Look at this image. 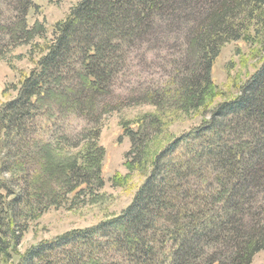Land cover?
Returning a JSON list of instances; mask_svg holds the SVG:
<instances>
[{"label":"trees","instance_id":"trees-1","mask_svg":"<svg viewBox=\"0 0 264 264\" xmlns=\"http://www.w3.org/2000/svg\"><path fill=\"white\" fill-rule=\"evenodd\" d=\"M32 6L0 0V59L44 32L39 22L27 25ZM263 6L264 0H80L55 24L16 95L0 104V258L16 251L29 222L48 208L100 196L97 101L132 71L136 55L153 51L162 76L137 83L131 101L156 112L134 129L123 125L130 143L125 168H147L130 205L30 247L17 264H251L264 251V58L234 98L206 110L197 126L149 160L147 150L168 114L206 109L219 95L213 62L226 43L253 42L252 27H264ZM64 115L85 125L64 134L56 130V117ZM80 146L70 157L64 152Z\"/></svg>","mask_w":264,"mask_h":264},{"label":"rangeland","instance_id":"rangeland-1","mask_svg":"<svg viewBox=\"0 0 264 264\" xmlns=\"http://www.w3.org/2000/svg\"><path fill=\"white\" fill-rule=\"evenodd\" d=\"M32 2L33 6L27 13V25L31 28L35 22H39L44 26V32L40 36H35L29 45L12 47L0 59V104L16 95L19 82L33 68L46 42L53 38L55 24L63 21L80 0H32ZM259 27L258 29L252 27L249 32L253 38L252 43L233 41L220 48L210 74L219 95L207 101L206 109L168 114L163 119L160 133L153 135L148 143L147 160L175 137L197 126L206 118V112L213 106L231 100L238 94L240 86L259 69L264 58V27ZM255 29L259 33L255 34ZM161 64L153 51L144 57L141 52L133 60L132 71L120 75L110 92L99 97L97 101V107L103 113L99 121L98 137V145L104 150L102 161L104 185L99 190L100 196L95 200L75 205L63 204L60 207L48 208L37 219L29 222L16 251L8 258H0V264H17L19 256L30 247L71 230L88 228L118 216L130 205L144 180L147 168L146 165L138 167L131 173L125 168V155L130 143L124 134L123 125L127 124L129 128L134 129V122L143 115L155 114L153 106L135 104L131 101V96L137 94V83L156 81L162 76L158 69ZM84 125L82 119L73 115L56 117V130L69 136ZM80 149L81 146L64 152L70 157ZM251 264H264V251L256 253Z\"/></svg>","mask_w":264,"mask_h":264}]
</instances>
